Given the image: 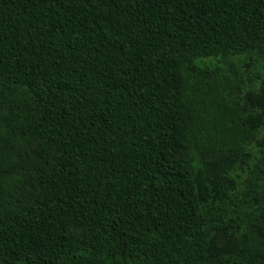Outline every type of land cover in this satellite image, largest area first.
Wrapping results in <instances>:
<instances>
[{"label": "trees", "instance_id": "trees-1", "mask_svg": "<svg viewBox=\"0 0 264 264\" xmlns=\"http://www.w3.org/2000/svg\"><path fill=\"white\" fill-rule=\"evenodd\" d=\"M261 128L264 0H0V264H264Z\"/></svg>", "mask_w": 264, "mask_h": 264}, {"label": "rangeland", "instance_id": "rangeland-1", "mask_svg": "<svg viewBox=\"0 0 264 264\" xmlns=\"http://www.w3.org/2000/svg\"><path fill=\"white\" fill-rule=\"evenodd\" d=\"M200 67H208L219 74H235L239 82L240 91L235 97V102L239 104L238 109L246 110V115L254 118L262 117L260 101L256 96V86L258 74L261 72V63L254 57H229L227 59H216L198 62ZM261 128L254 133L253 139L247 143L242 154L231 158V166L223 168L215 189L208 186V193L212 196H220L222 193H228L234 189L237 183L244 177L248 167L255 161L259 154L257 139L263 134ZM38 150V144L24 147L21 151L22 156H30ZM226 154H223L225 156ZM264 235V230L262 231Z\"/></svg>", "mask_w": 264, "mask_h": 264}]
</instances>
